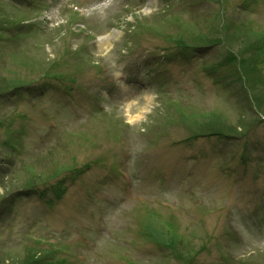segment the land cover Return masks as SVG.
Masks as SVG:
<instances>
[{"label":"rangeland","instance_id":"1","mask_svg":"<svg viewBox=\"0 0 264 264\" xmlns=\"http://www.w3.org/2000/svg\"><path fill=\"white\" fill-rule=\"evenodd\" d=\"M238 55L264 112V0H0V264H264Z\"/></svg>","mask_w":264,"mask_h":264},{"label":"trees","instance_id":"2","mask_svg":"<svg viewBox=\"0 0 264 264\" xmlns=\"http://www.w3.org/2000/svg\"><path fill=\"white\" fill-rule=\"evenodd\" d=\"M234 57V59H235V57L236 56H233ZM228 61H230V60H228ZM235 62L237 63V65H238V68H240L243 72H244V74H245V76H246V78H247V81H248V84H249V86L250 87H253V85H254V82L252 81V76H249V70L248 71H246V64H243L244 63V61H241L240 63H239V55H238V58H236L235 59ZM249 68V67H248ZM239 79L241 80V77H239ZM213 117V116H212ZM209 118H211V117H209ZM218 118H221L219 115H216V116H214L211 120H210V122L214 125V127H212V124H210V125H208L207 127L209 128V129H214V128H216V127H218ZM219 126H220V124H219ZM221 129V128H220ZM210 131H213V130H210ZM216 131H218V130H216ZM36 260H39V259H36ZM33 261H34V259L32 258V260H31V263H33Z\"/></svg>","mask_w":264,"mask_h":264},{"label":"bare ground","instance_id":"3","mask_svg":"<svg viewBox=\"0 0 264 264\" xmlns=\"http://www.w3.org/2000/svg\"><path fill=\"white\" fill-rule=\"evenodd\" d=\"M140 112H141V111L139 110V113H140ZM138 116H140V114H137V115L135 116V119L138 118Z\"/></svg>","mask_w":264,"mask_h":264}]
</instances>
